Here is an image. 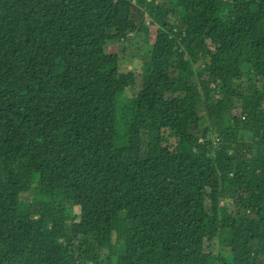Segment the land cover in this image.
Here are the masks:
<instances>
[{
    "label": "trees",
    "instance_id": "1",
    "mask_svg": "<svg viewBox=\"0 0 264 264\" xmlns=\"http://www.w3.org/2000/svg\"><path fill=\"white\" fill-rule=\"evenodd\" d=\"M0 264H264V0H0Z\"/></svg>",
    "mask_w": 264,
    "mask_h": 264
},
{
    "label": "rangeland",
    "instance_id": "2",
    "mask_svg": "<svg viewBox=\"0 0 264 264\" xmlns=\"http://www.w3.org/2000/svg\"><path fill=\"white\" fill-rule=\"evenodd\" d=\"M155 26L151 27V32H154ZM111 51H116L119 49V44L114 43L109 46ZM141 68V61L139 59H134L130 58L128 56L124 57L122 61V70L127 71V70H139ZM218 172L211 170L210 171V178L209 181L214 189V191L218 192L219 191V181L218 179Z\"/></svg>",
    "mask_w": 264,
    "mask_h": 264
}]
</instances>
